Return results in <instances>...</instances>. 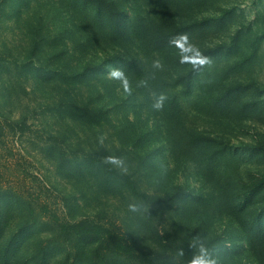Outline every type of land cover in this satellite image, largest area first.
Instances as JSON below:
<instances>
[{
  "label": "rangeland",
  "instance_id": "374dc122",
  "mask_svg": "<svg viewBox=\"0 0 264 264\" xmlns=\"http://www.w3.org/2000/svg\"><path fill=\"white\" fill-rule=\"evenodd\" d=\"M262 176L264 0H0V264H264Z\"/></svg>",
  "mask_w": 264,
  "mask_h": 264
},
{
  "label": "trees",
  "instance_id": "16d2710c",
  "mask_svg": "<svg viewBox=\"0 0 264 264\" xmlns=\"http://www.w3.org/2000/svg\"><path fill=\"white\" fill-rule=\"evenodd\" d=\"M258 182L260 184H264V176H262L261 178H259ZM69 228L72 229L73 232L75 233H81V234H96V233H101L104 237H106V239H108L110 241V245L112 248L117 249L118 251H120L123 254H127V255H135L134 253V248L133 246L129 245L126 241H124L122 239V237H120L119 235H113L110 234L109 232H107V234H105V228L102 227L99 224H87V221H78V222H74L71 223L69 225ZM139 255H146L144 252L140 251L138 253ZM155 259H159V256H154ZM151 261V260H149ZM160 264H168L167 260L165 258H163L162 260L159 261ZM169 264H172L171 261L169 262Z\"/></svg>",
  "mask_w": 264,
  "mask_h": 264
},
{
  "label": "clouds",
  "instance_id": "9594fccd",
  "mask_svg": "<svg viewBox=\"0 0 264 264\" xmlns=\"http://www.w3.org/2000/svg\"><path fill=\"white\" fill-rule=\"evenodd\" d=\"M160 106V104L156 105V107ZM130 207L135 210V205H130ZM192 264H217V261L210 255L206 244L201 242L199 255L193 259Z\"/></svg>",
  "mask_w": 264,
  "mask_h": 264
}]
</instances>
